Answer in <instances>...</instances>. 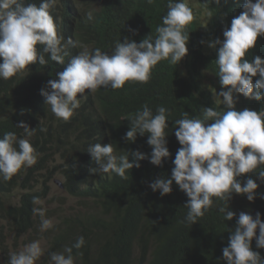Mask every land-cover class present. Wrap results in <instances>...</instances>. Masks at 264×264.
<instances>
[{
	"label": "trees",
	"instance_id": "16d2710c",
	"mask_svg": "<svg viewBox=\"0 0 264 264\" xmlns=\"http://www.w3.org/2000/svg\"><path fill=\"white\" fill-rule=\"evenodd\" d=\"M168 2L57 0L50 14L58 34L65 38L62 43L66 44L71 37L89 50L100 48L111 54L116 41H123L125 36L137 43L148 34L155 37ZM198 2L208 11L209 18L204 23L199 15H193V21L184 30L189 35L188 53L177 65L161 60L152 69L147 83L129 81L120 89L85 90L84 94H78L80 107L67 122L51 112L41 89L51 91L48 81L58 79L57 73L67 67L82 47L67 45L64 64L52 61L45 53V65L33 63L7 80L0 78V137L13 132L18 139H28L37 154L33 166L21 169L9 181L0 179V252L7 249L9 234L21 236L37 229L41 221L32 209L40 206L33 205L32 198L38 196L43 201L49 196L48 183L55 174H60L64 192L78 198L83 207L60 217L53 223V229L46 232L47 247L40 264H52L51 253L64 252L65 246H71L80 236L85 244L79 250L73 248L74 264H226L222 249L227 246L239 213L246 212L255 218L259 212L264 221V198H261L264 182L257 174L264 170V165L238 177L242 186L249 176L256 181L254 201L235 192L229 201L213 197V206L192 225L181 223L188 211L184 207L188 197L175 182L172 192L164 196L149 187L156 178L171 177L172 161L181 147L174 121L183 118L185 112L189 118L202 119L203 107L225 110L222 103H217L221 98L214 95L215 90L217 93L222 90L215 62L219 45L212 48L208 44L217 38L224 39L223 30L243 11L245 0ZM25 3L39 5L40 0ZM89 11L93 12L91 20L87 18ZM37 47L42 51V46ZM254 55L264 58V36H258L256 46L244 59L251 61ZM235 96L237 110H264V100L249 99L239 93ZM145 104L153 114L159 106L168 109L165 131L171 155L161 166L152 164L148 158L139 160V167L126 170V179L115 173L90 172L89 169L98 167L86 151L90 144L112 143L118 156L139 150L150 157L152 149L147 144V133L137 134L135 142L124 139L129 119ZM21 121L36 128L32 137H26L17 126ZM41 128L47 131H40ZM129 160L134 157L129 155ZM52 161L57 163L50 167ZM16 190L20 194L14 201ZM220 207L235 212L233 220L226 221ZM252 248L264 257V248L256 247L255 238Z\"/></svg>",
	"mask_w": 264,
	"mask_h": 264
},
{
	"label": "clouds",
	"instance_id": "9594fccd",
	"mask_svg": "<svg viewBox=\"0 0 264 264\" xmlns=\"http://www.w3.org/2000/svg\"><path fill=\"white\" fill-rule=\"evenodd\" d=\"M153 2L147 0L148 4ZM215 2L219 4L220 0ZM56 4L57 0H40L39 5L25 3V0H0V78L7 80L33 63L45 65V53L52 61L64 64L68 55L67 45L82 47V51L71 57L67 67L57 73L58 79L48 81L51 91L41 89L45 104L50 106L57 119L65 122L80 107L77 97L85 90L95 92L101 87L120 89L129 81L147 83L152 69L161 60L177 65L188 53L189 35L184 30L193 21V15L200 16L193 14L188 0H169L162 24L155 29V37L148 34L137 43L125 36L123 41H116L109 54L100 48L89 50L71 37L66 44L62 43L65 38L58 34L57 24L50 14V9ZM200 7L207 13L205 20L200 16L206 23L208 11ZM242 8L243 11L232 19L230 27L223 30L224 39L217 38L208 44L212 48L219 45L215 62L222 90L218 93L215 90L214 95L221 98L217 103H222L225 110L220 112L213 107H203L202 119L189 118L187 112L183 113V118L176 119L175 136L181 147L172 161L171 177L156 178L149 185L154 192L159 190L164 196L172 192L175 182L186 194L188 199L184 207L188 211L181 223H196L213 206V197L229 201L233 192L245 194L249 201L256 197V181L249 176L242 186L238 177L253 173L264 165V110H237L235 94L264 100V58L254 55L251 61L244 59L246 53L256 46L258 36H264V0H245ZM87 18L93 19L92 11L87 13ZM38 45L42 46V51H38ZM254 77H258L255 83ZM129 121L130 127L124 139L135 142L137 134L144 136L147 133V144L152 149L150 157L139 150L118 156L112 143L98 142L90 144L86 150L98 165L89 169L90 172L115 173L126 179V170L139 167V160L148 158L152 164L161 166L163 160L171 155L165 131L168 128V109L159 106L153 114L145 104ZM17 126L24 130L26 137H32L36 132V128L23 121ZM40 131L46 132L47 129L41 128ZM129 155L134 157L131 162ZM36 160V151L28 139H18L13 132L0 137V179L3 181H9L21 169L33 166ZM257 174L264 182V170ZM60 178L57 182L64 191ZM32 203L41 206L43 201L33 196ZM32 211L40 217L41 232L54 227L52 220L46 218V209L33 207ZM219 211L226 221L236 216L228 207H220ZM253 238L257 248H264L261 214L257 212L253 218L246 212H240L234 229L230 231L227 246L222 249L226 264H264V257L252 248ZM84 244L85 239L80 236L74 244L65 246L64 252L51 253L52 264H74L73 248L79 250ZM42 255L40 241L35 240L22 250L10 253L8 264H35Z\"/></svg>",
	"mask_w": 264,
	"mask_h": 264
},
{
	"label": "rangeland",
	"instance_id": "374dc122",
	"mask_svg": "<svg viewBox=\"0 0 264 264\" xmlns=\"http://www.w3.org/2000/svg\"><path fill=\"white\" fill-rule=\"evenodd\" d=\"M188 5L192 9L193 14H200L202 19L205 20V18L207 17V13L201 9L197 0H188ZM56 163V161H52L50 163V167ZM59 178V174H55L54 178L51 179V181L49 182V186L51 189L50 194L45 200H43V204L40 206L46 209V218L51 219L53 223H55L60 217L70 214L78 208L83 207L78 198L70 196L63 191L61 185L57 182ZM42 180L43 177H40V185H42ZM19 194L20 191L16 190L12 199L16 201ZM51 229L41 232L40 224H38L37 229L31 231L30 233H26L21 236L9 234L7 238V249H4L0 252V264H8L10 253L22 250L25 245L35 240L40 241L44 254V252L46 251L48 239V236H46L45 234L46 232L51 231ZM43 259L44 257L42 255L35 262V264H40Z\"/></svg>",
	"mask_w": 264,
	"mask_h": 264
}]
</instances>
